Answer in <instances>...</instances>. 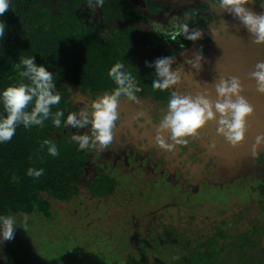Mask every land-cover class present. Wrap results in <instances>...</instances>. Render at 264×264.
Returning a JSON list of instances; mask_svg holds the SVG:
<instances>
[{
    "label": "trees",
    "instance_id": "1",
    "mask_svg": "<svg viewBox=\"0 0 264 264\" xmlns=\"http://www.w3.org/2000/svg\"><path fill=\"white\" fill-rule=\"evenodd\" d=\"M49 1L58 5V13L48 12V6L38 5V0H25L27 8L21 17L18 18L17 12L12 9L0 16V21L6 24L5 35L0 38L5 39L0 49V118L7 115L2 92L9 86L27 82L19 74L23 69L16 67L20 57L34 56L38 65L45 66L55 75L56 89L61 95V101L53 106L52 111H63L62 120H66L74 112L67 102L68 96L64 95L68 87L78 86L82 92L91 91L94 94L113 92L117 85L108 73L117 62L122 63L124 70L135 78L141 89L136 96L144 93V72L150 70V67L145 61L139 62L137 58L141 57L152 63L160 56L155 54L158 55L161 51L167 35L159 23L142 13V8L131 0H104L103 7L93 8L88 6L89 0ZM147 3L148 6L153 5L151 9L160 8L152 0H147ZM109 24L112 25L111 28H108ZM146 28L151 30L150 34L145 31ZM141 36L145 38L142 42ZM146 46L150 52H145ZM151 52L152 58L149 57ZM28 110H31V106ZM79 131L80 129L65 128L63 123L57 128L48 119L44 121L43 127L25 128L21 124L11 141L0 143V209L3 215L9 212L28 215L39 211L50 217L51 203L43 195L47 194L60 202L70 201L80 194L81 179L88 177L89 173L92 176L84 187L91 196L101 198L116 191L117 182L105 175L101 167L91 165L88 149L80 150L78 143L72 140L73 134ZM45 140L56 144L58 156L53 157L48 153ZM29 168H42L44 173L39 178H34L27 174ZM259 191L264 193V186H260ZM127 192L130 195L126 200L123 198V202L126 203V210L135 218L138 213L137 202L133 200L134 191ZM163 217L165 219L161 217L157 223H166L167 214ZM196 217L185 218L183 215L180 219V223L183 222L181 227H196ZM218 217H215V222L222 220ZM168 222L170 224L166 226L170 231H175L172 228L176 223ZM216 223L218 225L210 229V233L217 238L218 235L224 236L226 227H232L225 219ZM201 230L203 231L202 228ZM238 232L237 228H230L229 238L236 236ZM180 233L183 234L184 231ZM244 233L245 231H240L238 236ZM179 239L176 242L181 240ZM194 244V250H199L201 242L195 241ZM224 251L228 252L229 247ZM164 254L160 253L159 260L169 257ZM228 256L220 257V264H232L226 260ZM155 262L153 260L149 263Z\"/></svg>",
    "mask_w": 264,
    "mask_h": 264
},
{
    "label": "rangeland",
    "instance_id": "2",
    "mask_svg": "<svg viewBox=\"0 0 264 264\" xmlns=\"http://www.w3.org/2000/svg\"><path fill=\"white\" fill-rule=\"evenodd\" d=\"M38 1V5L48 6V12L58 13L54 1ZM131 1L142 9H149L147 0ZM24 2L11 0L9 9L17 12L18 18L27 8ZM151 17L162 25L169 21L166 11ZM111 26L109 24L108 28ZM145 30L150 34L151 30ZM171 36L169 33L165 41ZM4 43L5 39H0V49ZM111 146L114 145H108L106 152ZM186 146L194 152L190 145ZM113 157L106 160L97 154L91 162L102 167L105 174L117 182L118 188L108 196H91L84 187L92 176L89 173L81 179L80 194L70 201L60 202L43 195L51 203L50 217L39 211L28 214L25 228L22 215L5 214L16 218L18 228L13 240L3 241L0 237V264H150L153 260L156 261L154 264H220V257L225 255H229L226 260L232 264H264V193L259 191L264 184L257 178L239 181L241 175L232 176L224 188L218 185L201 187L189 203L176 189L170 194L167 174L161 177L158 166L152 171L148 169L147 173L134 175L133 170L124 168L120 158ZM117 161L119 165H116ZM114 166H118L119 171ZM132 190L135 192L132 193L133 200L137 202L138 216L135 218L123 202V198L126 200L130 195L127 191ZM166 214V223H157ZM0 215H3L2 209ZM183 215L185 218L197 216L196 227L182 228L180 219ZM217 216L222 220L216 222L228 220L239 230L238 234L245 231L244 235L229 238L230 226L224 229L223 237L218 235L220 239L211 235L210 229L218 225L215 222ZM168 221L176 223L172 228L175 231L166 226L170 224ZM178 238L181 240L176 242ZM195 241L201 242L197 251L193 248ZM226 247H229L228 252L224 251ZM161 252L169 257L159 260Z\"/></svg>",
    "mask_w": 264,
    "mask_h": 264
},
{
    "label": "flooded vegetation",
    "instance_id": "3",
    "mask_svg": "<svg viewBox=\"0 0 264 264\" xmlns=\"http://www.w3.org/2000/svg\"><path fill=\"white\" fill-rule=\"evenodd\" d=\"M152 2L158 4L160 8L151 9L153 5L148 6L149 4L147 3L149 9H141L142 13L153 19L151 16L156 17L166 11L169 18L167 24L162 25L161 22L153 21L160 24V28L163 29L167 36L169 33L173 35L176 31V26L182 23H187L190 29L197 27L202 29L204 35L193 42L185 39L184 35L181 34L176 35L174 40L169 39L166 43L165 41L163 44L161 43V51L158 52V55L157 53L154 54L156 56L160 55L158 58H175L176 63L172 65V69L173 71L177 68L181 69L183 77L181 83L165 90L154 89L152 83L156 79L155 69L150 67V70H146L143 80L145 82V85H143L145 91L137 96L138 102H130L123 96L119 98L118 117L114 121L113 141L110 144L114 146H111L107 152L106 150H98L95 147L88 149L90 164L92 158L94 159V156L99 154L106 160L113 156L116 160L120 158L119 161L123 162L124 168L133 170L131 173H134V175L139 172L147 173L149 172L148 169L152 171L154 167L158 166V172L161 177L167 174L166 180L169 181L171 187L170 194H174L176 189L178 194L183 196L184 200L189 203L194 195L197 196L199 193L197 191L201 187L218 185V187L224 188L231 182L232 176L241 175L243 178L239 177L237 179L239 181L253 177L264 184V143L259 146V150H255L257 152L255 155L249 152L253 149L251 144L253 142L251 140L253 138V134H251L253 130L250 131L251 121L254 120L253 115L257 114L256 110L258 109L259 116L264 118V108L261 109L255 104L251 93L246 95L249 98V103L254 108V113L247 118L248 131L245 141L235 146V150L231 152L235 159H233V163H229V166L227 162L222 160L221 150L223 147H231L232 145L223 136L217 134V124L211 121L199 131L198 138H187V144L190 145L194 152L186 146L187 144L176 145L171 151L157 144V129L163 116L168 111L167 105L172 92L177 91L184 95L195 96L198 93H203L200 90L201 86L216 84L221 78L220 73L212 67V63H215L216 59L213 60L214 62L207 59L211 55L214 42L217 41L222 46L220 50L222 54L226 50L229 53H235L234 50H236L237 45L246 46L247 48L253 47L255 43H251L253 41L251 34L238 19L233 22L236 18L215 5L218 0H195L194 4H190V6L181 2L172 3L171 5H162L158 0H152ZM263 3L264 0H250L246 7L256 13H264ZM225 25L228 26L225 27ZM167 38L165 37V39ZM142 40H145L143 36H141V42ZM246 48L241 53L244 59L248 53ZM189 49L192 50V53L186 57L185 53ZM148 51L149 48L146 46L145 52ZM198 51L204 56V61L199 71L186 63L188 59L194 58ZM151 55H153V52L149 53L150 58H152ZM230 55L232 54L230 53ZM181 56L184 57L182 58ZM142 59L141 57L137 58L139 62H150ZM155 60L152 62L153 64ZM105 93L109 92L94 94L91 91L82 92L78 86H69L64 95L68 96L67 102L73 108V113H79L81 110H90L92 102ZM217 116L219 117L218 113ZM90 131L91 125L85 129H80L79 132L85 134L90 133ZM169 136L170 134H165L167 142L171 144ZM183 146L187 149H184ZM199 148L202 150L200 151ZM113 149H115V152ZM119 161H117L116 165H119ZM205 163L207 166L203 167ZM91 165L98 166L97 164ZM227 166L230 168H227ZM114 167H117L119 171L118 166ZM102 170L104 169L102 168ZM105 175L108 176V174ZM223 176L225 179L222 178Z\"/></svg>",
    "mask_w": 264,
    "mask_h": 264
},
{
    "label": "clouds",
    "instance_id": "4",
    "mask_svg": "<svg viewBox=\"0 0 264 264\" xmlns=\"http://www.w3.org/2000/svg\"><path fill=\"white\" fill-rule=\"evenodd\" d=\"M250 0H218L217 7L231 14L251 34L253 42L257 45L264 44V13H256L246 7ZM11 0H0V16L9 9ZM104 0H89L88 6L103 7ZM228 25H225L227 27ZM6 24L0 21V38L5 35ZM214 32V30H213ZM183 34L189 41H197L203 37L200 28H189L187 23L176 26L175 33L170 37L175 39L176 35ZM204 61L201 52H196L194 58L188 59L186 63L199 71ZM148 67H154L156 79L153 80L154 89L165 90L181 83L183 77L181 69L175 71L172 65L176 63L174 57H160L153 63L145 62ZM17 68H22L20 76L27 82L9 86L2 92V102L6 116L0 118V143L9 142L15 135L19 125L25 128L32 126L43 127L44 121L51 119L53 124L59 128L63 127L85 129L91 125L90 133L73 134L72 140L79 145L80 150L97 148L104 151L113 141L114 121L118 117L119 98L126 97L130 102H138L136 93L141 91L137 86L135 78L131 73L124 70V65L117 62L109 70V77L117 85L111 93L98 96L91 104L90 110H81L79 113H71L66 120H62L63 111L53 113L52 108L61 101V95L56 89V77L45 66L38 65L35 57H20ZM250 78L257 82V91L264 94V62H258L255 70L249 73ZM218 99H210L209 93H198L184 95L173 91L169 99L168 111L160 121L156 133V142L162 148L171 151L176 145L188 143V137L198 138L199 131L210 121L217 124V134L223 136L232 146H238L245 141L247 118L254 113L253 106L241 95L243 92L242 82L232 76L230 79L219 78L215 84ZM31 110L29 111V107ZM219 114V117L217 116ZM170 134L172 143H168L165 134ZM264 143V136L256 138V145ZM48 153L53 157L59 155L55 143L45 140ZM253 147V155H255ZM44 169L29 168L28 175L39 178ZM23 216L24 227H27L28 216ZM16 218L13 216L0 215V237L3 241H11L15 237L17 229Z\"/></svg>",
    "mask_w": 264,
    "mask_h": 264
},
{
    "label": "water",
    "instance_id": "5",
    "mask_svg": "<svg viewBox=\"0 0 264 264\" xmlns=\"http://www.w3.org/2000/svg\"><path fill=\"white\" fill-rule=\"evenodd\" d=\"M158 1L162 5H171L172 3L176 4V2H181L184 5L187 4L188 6H190V4H194L195 0H158ZM236 20L237 19H235L233 22H236ZM214 43L215 44L212 47L211 55L207 57V59L212 60L211 62H214L213 60L216 59L215 63H212L213 69L217 70L220 73L221 77L226 78V79H230L232 76L238 77L241 80L242 87H243V92L241 93V95H243L248 100L249 98H247L246 94L251 93L254 97L255 104L259 106L261 109L264 108V94H261L257 91V82L254 79L250 78L249 76V73L255 70V65L258 62H264V44L257 45V44H254V42L252 41L251 43L254 44L253 47L251 46V47L246 48V46L237 45L236 50H234L235 53L230 52L232 54L230 55V53L227 50L224 54H222L220 51L222 49V46L219 45L218 44L219 42L217 41ZM245 48L246 50H248V53L246 55V58L244 59V57L241 56V53H243ZM191 53H192V50L189 49L185 53V56L187 57L191 55ZM242 59L244 60L241 62ZM218 83H219V80H218ZM200 90H202L203 93L210 94V92H212V94H210L211 95L210 99L212 100L218 99V96L215 91V84H210V85L205 84V86H201ZM256 112L257 114L253 115L254 120L251 121L252 124L250 127V131L253 130L252 131L253 133H251L253 134V138L251 139L253 140V142L251 144H252V148L254 146H257L258 148L256 147L255 150H259L260 149L259 146L261 144L256 145V138L258 136H264V118L263 116H259L258 109L256 110ZM233 150H235L234 146L225 147V148L223 147L221 150V154H222L221 158L223 161L227 162L228 166H229V163H233L234 162L233 159H235L234 156L231 155V152H233ZM249 152L253 153V149L250 150ZM222 160H219V161H222ZM228 166L227 168H230Z\"/></svg>",
    "mask_w": 264,
    "mask_h": 264
}]
</instances>
